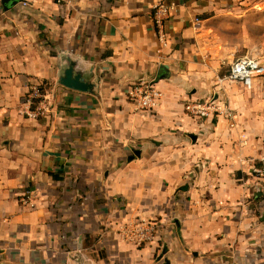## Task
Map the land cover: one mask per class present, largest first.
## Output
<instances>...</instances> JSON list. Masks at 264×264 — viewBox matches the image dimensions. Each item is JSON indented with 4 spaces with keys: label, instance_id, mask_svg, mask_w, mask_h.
Listing matches in <instances>:
<instances>
[{
    "label": "crops",
    "instance_id": "1",
    "mask_svg": "<svg viewBox=\"0 0 264 264\" xmlns=\"http://www.w3.org/2000/svg\"><path fill=\"white\" fill-rule=\"evenodd\" d=\"M16 1L0 0V264H264V197L248 178L264 158V77L247 90L208 53L228 0H162L167 46L160 0ZM69 59L94 93L59 85ZM142 81L163 94L153 112L126 98ZM187 100L221 113L194 119ZM136 218L166 222L158 243L119 236Z\"/></svg>",
    "mask_w": 264,
    "mask_h": 264
},
{
    "label": "built area",
    "instance_id": "2",
    "mask_svg": "<svg viewBox=\"0 0 264 264\" xmlns=\"http://www.w3.org/2000/svg\"><path fill=\"white\" fill-rule=\"evenodd\" d=\"M57 5H63L67 0H52ZM174 9L165 1L160 0L154 7V25L159 42L167 46V34L165 32V22L169 19L170 12ZM264 77V63L255 57H242L237 59L231 66L228 80L238 82L250 90L254 86L255 80ZM126 98L133 104L136 111L153 112L159 106L163 94L157 88L155 82L142 81L131 84L125 91ZM28 104L35 109L28 115L38 118L44 115L47 109V96L44 88L40 84H34L29 89ZM36 102V103H35ZM186 113L197 120L208 119L215 113H221V107L214 100L204 102L187 100L185 105ZM230 116V114H228ZM249 181L253 187L259 188L264 197V158L254 164L248 174ZM28 200L31 194L27 193ZM26 201V203L30 202ZM162 219L136 218L128 223L119 225V236L136 246H151L161 239V230L165 225Z\"/></svg>",
    "mask_w": 264,
    "mask_h": 264
},
{
    "label": "rangeland",
    "instance_id": "3",
    "mask_svg": "<svg viewBox=\"0 0 264 264\" xmlns=\"http://www.w3.org/2000/svg\"><path fill=\"white\" fill-rule=\"evenodd\" d=\"M211 51L226 76L239 58L255 57L264 63V0H228L215 13ZM217 67V66H215Z\"/></svg>",
    "mask_w": 264,
    "mask_h": 264
},
{
    "label": "water",
    "instance_id": "4",
    "mask_svg": "<svg viewBox=\"0 0 264 264\" xmlns=\"http://www.w3.org/2000/svg\"><path fill=\"white\" fill-rule=\"evenodd\" d=\"M11 1L13 4L17 2L16 0ZM75 65V62L70 59L68 60L67 66L63 69L59 77V85L77 92L94 93V85L90 82V78L85 74L76 72ZM165 71L166 69L164 67H161L160 75L158 78L159 80L165 78V76L162 75V73Z\"/></svg>",
    "mask_w": 264,
    "mask_h": 264
},
{
    "label": "trees",
    "instance_id": "5",
    "mask_svg": "<svg viewBox=\"0 0 264 264\" xmlns=\"http://www.w3.org/2000/svg\"><path fill=\"white\" fill-rule=\"evenodd\" d=\"M0 89H1V84H0ZM36 103V102H35ZM36 104H34L33 106H32V109L34 110L35 109V106Z\"/></svg>",
    "mask_w": 264,
    "mask_h": 264
}]
</instances>
